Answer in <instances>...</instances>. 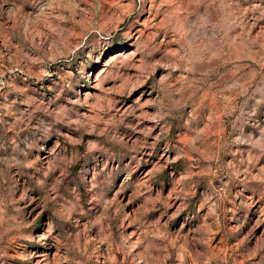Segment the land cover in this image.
<instances>
[{"label":"rangeland","instance_id":"obj_1","mask_svg":"<svg viewBox=\"0 0 264 264\" xmlns=\"http://www.w3.org/2000/svg\"><path fill=\"white\" fill-rule=\"evenodd\" d=\"M0 264H264V0H0Z\"/></svg>","mask_w":264,"mask_h":264}]
</instances>
